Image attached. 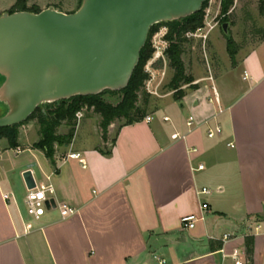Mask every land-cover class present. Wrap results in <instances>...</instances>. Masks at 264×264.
<instances>
[{
	"label": "crops",
	"instance_id": "1",
	"mask_svg": "<svg viewBox=\"0 0 264 264\" xmlns=\"http://www.w3.org/2000/svg\"><path fill=\"white\" fill-rule=\"evenodd\" d=\"M194 84L181 100L165 96L175 102L163 114L160 101L150 121L123 125L112 140L113 125L104 139L95 118L79 119L71 144L55 145L54 164L34 148V125L19 128L17 148L0 139V264H234L225 255L247 249L248 237L249 264H264V41ZM84 127L88 138L79 140ZM216 127L222 132L209 138ZM176 133L184 138L174 140ZM27 171L77 213L64 220L52 209L31 218ZM203 187L211 193L201 196ZM189 215L203 220L185 232L181 220Z\"/></svg>",
	"mask_w": 264,
	"mask_h": 264
},
{
	"label": "water",
	"instance_id": "2",
	"mask_svg": "<svg viewBox=\"0 0 264 264\" xmlns=\"http://www.w3.org/2000/svg\"><path fill=\"white\" fill-rule=\"evenodd\" d=\"M208 0H82L65 13L0 15V129L26 122L44 105L126 89L151 28L202 11ZM229 24L222 25L227 35ZM24 180L36 187L31 171ZM55 206L54 199L47 202Z\"/></svg>",
	"mask_w": 264,
	"mask_h": 264
},
{
	"label": "rangeland",
	"instance_id": "3",
	"mask_svg": "<svg viewBox=\"0 0 264 264\" xmlns=\"http://www.w3.org/2000/svg\"><path fill=\"white\" fill-rule=\"evenodd\" d=\"M24 1L29 6H42L46 2L52 1L55 4L57 3L60 6L57 8H61V10L65 13L77 11L81 3V0ZM17 2L18 0H0V15L4 12H11L14 10L13 6ZM21 8L23 7L20 5L15 8V10H20ZM221 9L222 0H210L208 6L204 10L205 27H209L208 23L213 25L214 23L218 22V26H216L215 29L211 31L206 42H204V40L199 37L188 38L185 35L187 41L184 44V54L182 55V59L184 61L186 74L188 76H192L195 81L197 78H203L208 75L210 69L213 73L218 74L222 69V63L223 66L228 63L233 66V61L227 51V37L222 29L224 19L228 18V31L230 32L231 37L237 43L239 52L252 49L260 41V36L256 32L264 28V18L260 16L258 0L234 1V5L230 9L226 18H224L222 15ZM168 31L169 28L162 24L151 39L153 54L145 66V72L148 74L149 79L145 82L144 88L139 92V100L137 103V107L141 111H145L147 115L152 112V108L157 106L160 101L163 104V107L157 112L158 115L165 112V107L167 105L175 102L172 97L165 98V96L168 94H171V96L175 94V91L171 88V83L175 72L170 67L167 56H165V61L161 58H156V52L158 51L156 47H159L163 45L164 42H167L165 36L167 35ZM195 81L191 84H181V89L185 95L186 93H189L190 90L194 89V87H196V84H194ZM203 85L211 87V82H205ZM121 98V95L111 96L108 94L103 97V101L112 105H117L121 101ZM176 105L177 106H175V108H170L168 112L169 116H172L174 113H176L178 104ZM87 118H95L96 124L103 135L101 128V123L103 120L102 116L96 113L94 108L89 107H85L76 115L77 122L79 119ZM126 123L127 119L124 117L114 119L111 124L113 125V132L109 136V139L112 140L116 136L119 128ZM24 125H34V127H36L37 133L40 132V125L37 119L28 121ZM88 130V127H84L80 130L79 140L83 139L86 135L88 136ZM69 131L70 127L64 123L58 128L57 134L60 136H65ZM87 136L86 138H88Z\"/></svg>",
	"mask_w": 264,
	"mask_h": 264
},
{
	"label": "trees",
	"instance_id": "4",
	"mask_svg": "<svg viewBox=\"0 0 264 264\" xmlns=\"http://www.w3.org/2000/svg\"><path fill=\"white\" fill-rule=\"evenodd\" d=\"M210 0L206 1L203 5L202 11L192 15L188 18L175 21L172 23H160L154 25L149 33L146 46L141 52V58L139 65L135 69L133 76L130 80L128 87L119 92L106 91L98 96L82 97L77 96L69 100L59 101L57 103L44 105L45 112L41 108H37L35 113L24 123L13 127H6L0 129V139H7L10 148L18 147L19 128L28 121L37 119L40 125V139L34 145V148L42 150L47 158L54 164L55 145L60 146L71 144L76 126L77 113L81 112L85 107L94 108V111L102 116L101 128L103 131V138L106 139L108 129L112 124V121L116 118H126L127 123L124 125H132L143 121L147 117L145 111H141L137 107L139 100V92L144 88L145 82L149 79L148 74L145 72V66L147 61L153 54L151 46V39L158 28L164 24L169 28L166 41L169 42V47L166 51L170 67L174 70L175 75L171 83V88L175 91L174 98L181 100L185 94L181 89V84H191L195 80L192 76L186 74V69L182 55L184 54V44L187 39L185 35L189 32H195L196 30L204 27V10L208 6ZM235 0H222L221 13L224 18L227 17L230 9L233 7ZM259 13L264 18V0H258ZM82 3V0H81ZM80 3V5H81ZM22 6L20 10H15L18 6ZM80 7V6H79ZM35 8V9H34ZM13 9L9 13L18 11H30L38 13L41 10L37 7H27L24 0H18L13 6ZM72 13V12H71ZM223 23H228V18L224 19ZM260 36V41H264V28L256 32ZM227 37V51L233 61V65L236 64V56L239 52L237 43L231 37L230 32ZM118 96L121 95V101L117 105H112L103 101L105 95ZM70 127V131L65 136L57 134V130L63 124ZM253 241L251 238L246 239L247 254H252Z\"/></svg>",
	"mask_w": 264,
	"mask_h": 264
},
{
	"label": "built area",
	"instance_id": "5",
	"mask_svg": "<svg viewBox=\"0 0 264 264\" xmlns=\"http://www.w3.org/2000/svg\"><path fill=\"white\" fill-rule=\"evenodd\" d=\"M235 1H238V0H235ZM208 25L209 27L204 26L203 28H200L196 30L195 32L187 33L186 36L188 38L199 37L202 40H204V42H206V40L210 36L211 31H213L215 27L218 26V22L214 23L213 25L211 23H208ZM156 49L158 50L156 52V58H161L162 60L165 61L166 51L168 49V42H164L163 45L156 47ZM245 77L246 78L248 77L247 73ZM210 79H213V78L210 77ZM150 92L153 93L152 91ZM213 94H214L215 102L219 103L218 93L214 87H213ZM146 120L150 121L151 118L146 117ZM164 121H169V118L165 117ZM193 123H194V118L190 117L187 123L188 127H192ZM221 132H222V128L216 127L214 130L210 129L207 134L209 138H213L217 134H220ZM172 138L174 140H177V139H181L184 137L176 133L172 135ZM197 151H198L197 149H192V152H197ZM70 158H79V155L73 154V155H70ZM199 169H204V166L200 165ZM54 193H55L54 188L51 185H38L36 183V187L31 190H28V193H27V197H26L27 214L35 220H40L45 215V213L49 211L47 207V202L53 199ZM210 193L211 191L208 187H203L199 192L201 196H207ZM3 198L5 201L10 200V196L8 194L3 195ZM50 207H51L50 210L57 209L60 212L62 219L64 220L72 217L73 215L77 213L76 208L66 203H56L55 201V206L51 203ZM201 208L203 211H208L210 208V205L209 203L204 202ZM199 220H203V218H199L196 215H189V216L183 217L181 220V229L185 232H189L195 228ZM32 229H33V225L30 223L27 224V230L30 231ZM259 229H260V226L257 225L256 230L258 231ZM230 237L231 235H225L223 238L224 242H227L228 240H230ZM225 257L231 258L234 264H249L247 260L246 248H236L233 250L231 254L229 255L226 254Z\"/></svg>",
	"mask_w": 264,
	"mask_h": 264
}]
</instances>
